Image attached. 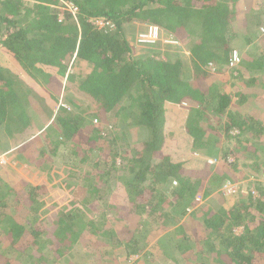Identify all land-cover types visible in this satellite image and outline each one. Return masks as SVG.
Returning a JSON list of instances; mask_svg holds the SVG:
<instances>
[{"label": "trees", "instance_id": "obj_1", "mask_svg": "<svg viewBox=\"0 0 264 264\" xmlns=\"http://www.w3.org/2000/svg\"><path fill=\"white\" fill-rule=\"evenodd\" d=\"M238 1L0 0V59L10 61L7 67L0 61V147L2 138L24 134L36 125L41 128L47 117L51 122L41 137L21 144L19 157L33 164L39 152L36 165L51 168V158L69 145L63 166L75 169L67 187L76 195L86 187L93 198L81 200L84 212L73 206L54 225L41 217L51 197L47 186L0 184V264L117 261L113 254L108 257L98 250L93 242L94 236L100 238L96 230L77 232L78 227L94 223L90 212L104 210L96 197L113 176L119 180L114 194L126 197L118 207L126 214L117 223L128 228L117 244L134 245L129 256H140L146 246L141 232L136 233L138 224L152 221L169 231L156 248L164 261L170 248L182 254L186 264L203 259L212 264H264V183L228 210L220 207L214 213L207 208L201 215L195 213V221H187L190 227L181 224L202 186L211 190L235 182L241 152L253 159L246 167L264 172V53L252 51L257 40L264 43V6H250L240 19V30ZM150 25L159 28L160 39L141 45L138 36ZM165 37L173 38L176 47L167 45ZM140 47L146 50L141 56ZM185 47L188 55L171 53ZM234 52L241 62L231 68ZM73 61L80 68L68 76ZM17 67L47 92H38L15 71ZM223 68L233 81L221 86L213 73ZM51 69L73 84L64 99L63 84ZM185 110L182 127L196 154L210 156L220 147V135L208 130L212 123L220 124L226 139L238 140L236 149L221 147L223 161L218 166L208 163L200 171L188 170L162 152L168 117ZM116 127L124 133L137 128L147 139L116 147L112 142L117 137L111 136ZM96 156L100 160L92 164ZM102 162L111 167L105 171L98 167ZM88 163L100 171L76 177ZM120 169L124 174H117ZM102 233L116 239L108 230ZM97 242L106 245L101 238ZM141 263L137 259L135 264Z\"/></svg>", "mask_w": 264, "mask_h": 264}, {"label": "rangeland", "instance_id": "obj_2", "mask_svg": "<svg viewBox=\"0 0 264 264\" xmlns=\"http://www.w3.org/2000/svg\"><path fill=\"white\" fill-rule=\"evenodd\" d=\"M254 1V3H253ZM263 5L264 6V0H240L237 2L235 9L240 12L239 16H237V22L236 26L237 29L241 30V25H240V19L241 17H244V15L247 12V9L250 6L253 5ZM70 10V7H69ZM142 27H144L142 23H140ZM133 30H136V28H133ZM139 29H137L138 31ZM164 40L168 43L171 48L176 47L175 40L170 37H165ZM169 41V42H168ZM256 45H252V51L256 52L259 51V54L264 53V43L261 42L260 40H257L255 42ZM175 45V46H172ZM145 49L143 47H140L138 49V54L140 56L142 53H145ZM172 54L174 55H179V54H184L188 55V51L186 50V47L184 49H172L171 51ZM242 57H245V51L242 52ZM3 56V54H2ZM139 56V55H138ZM179 57V56H178ZM161 58V57H160ZM177 58V56H176ZM1 63H3L6 67L10 65V61L6 59V61H3L0 59ZM12 67V66H11ZM224 67V66H223ZM46 68V67H45ZM80 67H76V61H73L71 65L69 66V75H74L79 71ZM47 69V68H46ZM15 71L19 73L24 79H28L30 83L33 85L35 84L37 91L40 93H46V89L42 87L41 85H38L34 80L30 79L27 74L21 70L19 67L15 68ZM50 72L52 73L53 76L57 78L63 85L62 89V95L61 97L66 98V94L72 89L71 87L73 84L70 83L68 80V77H61L57 75L55 69H51ZM220 73H213V76L215 78V81L219 82L221 86H224V84L227 82L233 81V78H231V74L228 72L227 69L222 71H219ZM57 75V76H56ZM250 75H253L254 77L257 76L255 72H251ZM230 91V90H229ZM60 97V98H61ZM63 98V99H64ZM59 105V103H58ZM254 106H252L253 109ZM256 108V107H254ZM181 111V110H180ZM179 107H178V112ZM187 111L181 112L179 116H173L172 118L169 116L168 117V128H167V140L165 142L164 147L162 148V152L164 154H169V156L173 157V159H177L185 164V167L188 170H195V171H200L203 168H201V163L195 156L194 150L192 149L191 145L193 143L192 139L190 136L187 135L186 131L183 129L182 125L184 123L183 119L187 116ZM44 121V126L40 128L39 125H36L34 127L28 128L24 134H20L18 136H15L13 138H2L1 140V147H0V184H8L11 185V187H16L18 183L25 182L33 185H42V186H47L48 191H49V200L47 202V205L43 207V209H46L44 213H41V217L45 219H51L54 223V225L57 224L58 220L60 221L63 219V215L67 214L70 209L73 208V206L80 207L81 211H85V206L80 205L83 201L88 197L85 189L80 191L81 184H79L78 190L80 191L78 195H76V191L74 193L70 192L68 189V185H71L72 180L69 177V175L72 174L75 168H64L63 165H65V159L63 158L65 155H67L68 148L70 149L69 145L68 148L67 146H62L60 148V154L58 156H53L51 159L53 161H50L51 168H48L40 165H36V158L39 154L37 152L34 154V161L33 164L30 162L24 161L22 158L19 157L18 155V147L21 144H25L27 142H30L32 139H34L37 136H40L42 132L46 129V125L51 122L49 121L47 117L43 118ZM48 120V121H47ZM175 124H178L177 127H174ZM117 131L114 129L111 130L112 132V137L116 136L117 139H114V142H112L116 147H122L121 144L129 143L128 145H132L134 143H140L147 139V134L141 130H137V128H130L128 132L122 131L120 128L116 127ZM209 131H214L215 134L220 135V147L213 152L214 154L210 155L208 157L209 159V164H213L215 166H218L223 161V151L224 148L221 149L222 146L228 147L229 149H236V144H237V139H226V135L224 133V130L220 128V124H214L212 123L210 128L208 129ZM41 137V136H40ZM189 139H188V138ZM111 138V137H110ZM127 138V139H126ZM112 139V138H111ZM126 139V140H125ZM239 139H243V137H240ZM55 140V138H54ZM119 143V144H118ZM48 146V145H47ZM46 146V147H47ZM17 149V150H16ZM43 149V148H42ZM49 149V147H48ZM240 157L237 158V165H238V177L233 183H225L222 187L219 189H216L213 199H215L216 202H212L210 197L209 199L207 198L208 196L205 194L204 190L206 189L205 186H203L200 189V193L196 198H199L194 205L195 207H189L187 209L186 215L183 218L182 223H186L185 225L187 227H190L191 221H195V213L196 215H201V211L209 208L210 205H212L213 209L215 208L218 210L220 206L225 207H230L233 206L236 202H238L239 197H242L243 195H246V197H250V193L252 192L251 190L259 186V183H264V172L255 168L253 169V165L248 168L246 167L245 163H251L253 159L250 157L249 159L244 153H240ZM230 161L233 162L236 160L234 157H229ZM99 157L96 156V160L93 161L92 164H96L99 162ZM121 159H119V162ZM46 162V161H45ZM92 164L88 163L86 164V167H82L81 169H78L81 171V174L76 176L78 178H81L84 175H87L89 173H95L97 170L100 171V168H97V166H93ZM102 164V165H101ZM98 167L105 168V171L111 167V164L108 166V163L102 162ZM45 165V164H44ZM89 169V170H87ZM111 172V171H110ZM115 172V170H114ZM116 173V172H115ZM210 171H206L205 174L208 175ZM118 175L119 174H124V171L121 169L118 170ZM110 183L108 185H104V189L102 190V194L99 195V197H96V199H101L105 205L104 210H97L95 209L93 212L89 213L90 219L94 222L93 224L88 225L87 227H78L77 232L79 233H92L93 230H96L98 233H102L104 231H109L111 233H114L116 235V239L113 237L111 240V235L108 237H104L103 240L106 245H102L101 248H98L100 252H103L105 255L108 257L116 256V260H110L106 264H135L137 259L142 262L141 264H186L185 260L182 257V254L178 255V252L176 249L172 250L169 248V259L168 261H164L161 258V255L158 253V250L156 248L158 243L162 242L167 236V233L169 231H164L160 230V226L153 224L152 221H146V223L143 224V221H140L141 223L138 224L139 231L136 233L141 232L142 236V245L144 243L147 245L150 243V246L148 248L143 249V252L141 253L140 256H129L128 253L133 250L132 247H126V245H120L118 246L117 240H120L124 238V234L128 230L127 227H123L118 225L117 220H119V216H124L126 214L125 211L121 212L120 209L118 208L119 205H124L126 203V197L125 196H119L116 197L115 193V188L114 184L116 182H119V180H116V177L113 176L110 179ZM74 183V182H73ZM174 186H176L175 183H173ZM77 189V188H76ZM258 193V192H257ZM256 193V194H257ZM205 195V196H204ZM205 197V198H204ZM195 198V200H196ZM93 198L88 197L87 200H91ZM74 201L76 202L71 206V202ZM211 201V202H210ZM9 204L11 205L12 201H8ZM13 203V202H12ZM56 205V206H55ZM210 209V208H209ZM214 209V210H215ZM215 210V211H216ZM17 216V215H15ZM29 220V217L27 218ZM19 222L22 221V217H18ZM48 220V221H49ZM24 221V220H23ZM187 221H190L187 222ZM143 224V225H142ZM155 225V226H154ZM154 227H157L155 229ZM195 231L198 230L197 228H194ZM59 231V225L57 227V232ZM241 229H236L235 232L239 233ZM171 233V232H170ZM102 241V242H103ZM147 242V243H146ZM145 252H148L151 254L149 258H146L144 255ZM202 264H212L206 259H203ZM198 263L197 261H193V264H201ZM81 264H87V263H81Z\"/></svg>", "mask_w": 264, "mask_h": 264}, {"label": "built area", "instance_id": "obj_3", "mask_svg": "<svg viewBox=\"0 0 264 264\" xmlns=\"http://www.w3.org/2000/svg\"><path fill=\"white\" fill-rule=\"evenodd\" d=\"M70 10L74 12L76 11V9H72L71 7ZM159 39H160V31L157 26H150L147 32H143L138 36V42L141 43V45L154 44ZM232 57L233 58L231 60L230 67L234 68L238 63L241 62V57L237 52H234Z\"/></svg>", "mask_w": 264, "mask_h": 264}, {"label": "crops", "instance_id": "obj_4", "mask_svg": "<svg viewBox=\"0 0 264 264\" xmlns=\"http://www.w3.org/2000/svg\"><path fill=\"white\" fill-rule=\"evenodd\" d=\"M167 123H168V122H167ZM187 138H188V137H187ZM188 139H189V138H188ZM20 146H22V145H20ZM20 146H19V147H20ZM19 147H18V148H19ZM18 148H17V149H18ZM17 149H16V150H17ZM195 156H196L197 158H199L198 160H199L200 163H201V165H200L201 168H204L205 165L209 163V159H208V157H210L209 155H201V154H196V153H195ZM205 184H206V183H205ZM202 187H203V186H202ZM202 187H201V188H202ZM205 187H206V185H205ZM201 188H200V189H201ZM208 188H209V186H208ZM216 189H219V188H216ZM216 189L211 188V190H208V189H205V190H204L205 194L208 196L207 198L209 199V197H210V199H211L212 202H213V201L216 202L215 199H213V196H214V193H215ZM199 191H200V190H199ZM200 192H201V191H200ZM200 192H199V193H200ZM204 196H205V195H204ZM204 198H205V197H204ZM198 200H200V199H199V198H196V200H194V204H195ZM195 201H196V202H195ZM211 201H210V202H211ZM193 206L195 207V205H193ZM220 207H223V208H224L223 205L220 206ZM231 207H232V206H230V207L227 206V207H225L224 209H227V210H228V209L231 208ZM209 208L212 209V211H213L214 213H216L217 210L214 208V209L216 210V211H215V210L213 209L212 205H210ZM98 234L100 235V238H101V239H103V238L105 237L103 233H98ZM100 238H99V237H95V236L93 237V242H96L98 248H101V246L104 245L103 243H102L101 245L98 244L97 239H100ZM102 241H103V240H102ZM103 242H104V241H103ZM104 243H105V242H104ZM146 243H147V242H146ZM105 244H106V243H105ZM149 246H150V243L147 244L146 246L142 247V249H141V253L143 252V249L148 248ZM141 253H140V254H141ZM134 256H139V255H134ZM131 257H132V256H131Z\"/></svg>", "mask_w": 264, "mask_h": 264}, {"label": "clouds", "instance_id": "obj_5", "mask_svg": "<svg viewBox=\"0 0 264 264\" xmlns=\"http://www.w3.org/2000/svg\"><path fill=\"white\" fill-rule=\"evenodd\" d=\"M72 11V10H71ZM150 26H152V25H150Z\"/></svg>", "mask_w": 264, "mask_h": 264}]
</instances>
